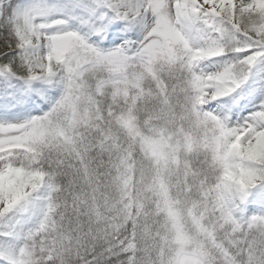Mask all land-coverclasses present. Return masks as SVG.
Masks as SVG:
<instances>
[{
    "label": "snow or ice",
    "instance_id": "snow-or-ice-1",
    "mask_svg": "<svg viewBox=\"0 0 264 264\" xmlns=\"http://www.w3.org/2000/svg\"><path fill=\"white\" fill-rule=\"evenodd\" d=\"M0 264H264V0H0Z\"/></svg>",
    "mask_w": 264,
    "mask_h": 264
}]
</instances>
